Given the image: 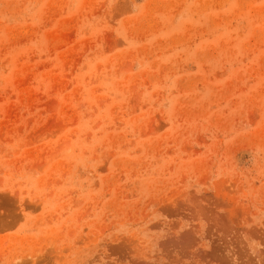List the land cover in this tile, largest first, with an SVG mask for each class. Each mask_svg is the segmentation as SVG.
<instances>
[{
  "label": "rangeland",
  "instance_id": "rangeland-1",
  "mask_svg": "<svg viewBox=\"0 0 264 264\" xmlns=\"http://www.w3.org/2000/svg\"><path fill=\"white\" fill-rule=\"evenodd\" d=\"M0 264H264V0H0Z\"/></svg>",
  "mask_w": 264,
  "mask_h": 264
}]
</instances>
